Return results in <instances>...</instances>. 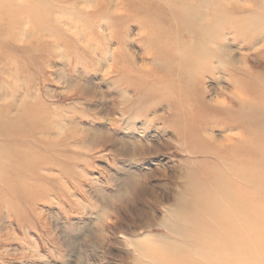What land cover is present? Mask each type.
<instances>
[{"label": "rangeland", "instance_id": "374dc122", "mask_svg": "<svg viewBox=\"0 0 264 264\" xmlns=\"http://www.w3.org/2000/svg\"><path fill=\"white\" fill-rule=\"evenodd\" d=\"M61 1L33 12L32 0H0V104L30 100L22 105L26 121L19 128L0 129V264H264V246L257 245H264V184L248 186L251 174L244 170L264 174V42L251 54L246 39L264 37V22L246 29L243 20L232 21L229 28L241 32L236 41L228 38L231 53L212 59L214 76L205 73L184 88L173 85L174 72L150 63V57L171 59L157 44L176 38L172 12H161L153 0H123L120 23L111 31L128 29L126 47L136 67L121 55L115 74L106 75L110 63L91 59L93 49L83 41L97 33L104 6L78 16L88 31L77 36L70 30L84 49L78 60L65 51L71 43L63 37ZM164 1L174 9L175 0ZM258 1L245 5L257 8ZM43 14L49 23L39 19ZM116 76L129 97L140 90L143 104L121 105ZM14 112L0 105V124ZM224 166L233 171L221 178L242 171L239 184L221 192L236 209H204L216 200L212 193L199 198L196 185L206 188L203 178L211 180ZM235 213L243 221L234 236L259 251L221 249L227 234L209 242L202 237ZM254 217L260 219L251 232ZM205 255L211 258L202 261Z\"/></svg>", "mask_w": 264, "mask_h": 264}, {"label": "bare ground", "instance_id": "6f19581e", "mask_svg": "<svg viewBox=\"0 0 264 264\" xmlns=\"http://www.w3.org/2000/svg\"><path fill=\"white\" fill-rule=\"evenodd\" d=\"M50 0H32L31 9L32 11H37L41 6L45 7L43 4L44 2L49 3ZM110 0H104L101 2V0H62V11L64 13L65 18V25L67 28H64L63 31V37L67 42H70L71 44H68V46L65 47L66 54L74 55L76 59L82 60V53L84 52V49L81 48V41L77 39V37L74 39V41L71 40L70 37V30H72L76 35H80V32L88 31V28L83 26L82 24H79L78 22V16L79 15H92L98 12L99 10V4H102L104 6V15L102 18L104 21L99 24L97 27L101 30H104L107 32V37H104V33L101 32L99 34L98 29L93 32V36L90 37V39H84V43L86 46V49L88 50V46H90L93 49L92 58H99L102 57L108 61L110 64L107 65L106 69V75H114L115 74V68L118 65V61L121 55H127L132 61V65L136 67L135 61L132 57V55L128 52L126 44L130 43L132 40L129 37L128 29H125L124 31H111V27H117V24L119 19L121 18L120 11L122 10V1L123 0H117L112 8L109 4ZM156 4V7L163 12V9L166 8L174 16H172L170 23V28L173 29L175 32V40L169 44L165 45L163 43L157 44L159 48L168 51V53L171 55V59L164 61L163 59H159V57H150V63L153 66L162 67L166 72H174L173 74V85L180 86L181 84L185 83L184 88L190 87L189 85L196 82V80H204L205 79V73L210 74V76H214V73L209 70H214L217 68H211L212 66V59L217 57V54L221 53H231L230 47L228 45V38H233L232 40L236 41L234 38L236 35L241 32L240 30H232V28L228 25L235 19L243 20L244 27L246 29H250V27L253 29H258L260 26L263 25L264 22V0L258 1V7L252 8L251 6L245 5L247 3V0H175V7L173 8V4L167 3L164 0H153ZM52 2V1H51ZM43 3V4H42ZM64 3V4H63ZM238 3H242L241 5ZM167 4V7H166ZM88 8V9H87ZM172 10V11H171ZM236 11L238 12L236 17H233L231 14L228 15L227 13L230 11ZM242 17V18H241ZM42 21L45 20V15L43 14L40 18ZM44 19V20H43ZM49 23V22H48ZM44 27V26H41ZM227 29H230L228 32ZM15 31V30H14ZM38 30L34 33H36ZM42 31V30H40ZM229 33H233L228 35ZM181 34L188 36V40L184 41L182 40ZM136 38L139 40L142 39L143 34L142 32H138L135 34ZM181 36V37H180ZM180 37V38H179ZM264 39V37H261ZM261 38L258 39H252L250 37L246 36L247 39V45H248V52L251 54H257L259 49H263V43L264 40ZM98 39V44L97 40ZM43 38L39 37L37 35V41H42ZM95 40V42H94ZM263 41V42H262ZM113 43L114 47L110 48L109 44ZM260 43V47L257 48V46ZM71 45V46H70ZM81 48L82 50H80ZM261 51V50H260ZM88 52V51H87ZM86 52V53H87ZM69 57V55H66ZM65 56V58H66ZM145 56H148V52L145 51ZM71 57V56H70ZM229 60L231 63L238 64V57L233 56L230 54ZM248 57V56H247ZM86 58V57H85ZM77 60V61H78ZM96 61V60H95ZM238 61V62H237ZM107 62V63H108ZM96 63V62H95ZM140 68V67H139ZM175 72H178L175 74ZM216 72V71H215ZM254 74V73H253ZM220 78V77H219ZM115 85L119 86L121 91V105H132L133 107H137L140 103L139 99V93L140 90H135L134 98L129 97L127 95V88L124 85L121 77L116 76L113 78ZM262 83L264 84V80L260 79ZM127 91V92H126ZM11 94H18L19 91L17 89H12ZM146 97V95H145ZM143 99L144 96H143ZM149 100V99H147ZM32 102V101H31ZM30 100L28 96H24V99L21 102V105H16V103L13 104V102L0 104L2 106H6L7 108L13 109L15 112L14 114L5 116L7 119L6 122L1 121L0 129L5 130L12 127L19 128L20 124H22L23 121H26L24 116L22 117L21 112L25 110V107L22 106L23 104H29ZM217 105L223 104V101L216 100ZM124 109L122 108V111ZM33 118V117H32ZM38 121V120H37ZM24 123V122H23ZM181 128L184 129V131H187V128L185 126H181ZM49 129L51 133L55 131L54 125L51 122ZM50 132L47 133L48 135L51 134ZM186 135L187 133H182ZM184 137V136H183ZM45 140L46 138H42ZM36 143V142H35ZM197 144V143H196ZM15 148L19 146V144L15 143L13 144ZM241 153L238 152L237 155L239 156ZM27 158L28 155H23L22 153L19 155V158ZM264 158V157H263ZM261 163H259L260 166ZM226 171H233L231 167L228 169L225 168L223 171H213L212 174H214V177L209 180L208 178H203L207 184L206 188H203L202 186H197L195 189H198V197H204V195L212 193V197L214 200L212 203H208L204 206V209H215V207L220 209L221 207L225 208L226 211L230 212L232 209H236L234 204L229 203V199H226L221 195V192L223 188H227V185L230 184H239L241 178L242 171L238 172L237 174H234L235 179H229V178H221L222 174H225ZM244 170L251 174L249 182L246 180V184L250 186V184H253V182H258L261 184H264V174L262 171L255 170L252 171L247 168V166H244ZM236 173V172H234ZM209 176V175H207ZM216 184H215V182ZM236 180V182H235ZM255 180V181H254ZM233 182V183H232ZM243 182V181H242ZM238 191V189L236 188ZM250 196H254V194H251ZM246 208H244L243 211H245ZM248 217V216H247ZM246 217V218H247ZM225 219V223L223 222V219ZM250 219V217H248ZM221 227L216 231L213 228L207 230L205 233H203L204 236H202L205 241L209 242L210 239H214L218 234H227V236L220 241L221 243V249H230V248H237L241 250L242 252H253V251H259V247H263L262 241L256 244L253 242L251 245L245 246L240 239L241 236H234V228L241 225L239 222L243 221L241 216L236 214H225L220 218ZM242 219V220H241ZM260 218L254 217V220L251 223H249L250 231L253 232L254 223L256 221H259ZM252 220V219H251ZM257 223V222H256ZM236 229V228H235ZM200 230V229H199ZM194 232V231H193ZM244 234H247V232L244 230ZM251 234L247 236V240H250ZM196 237V236H195ZM201 237V236H199ZM192 239V238H191ZM251 241V240H250ZM180 247L176 246L175 252H180ZM210 255H205L204 257H201L202 261L207 260ZM257 264H260L258 260H256Z\"/></svg>", "mask_w": 264, "mask_h": 264}]
</instances>
